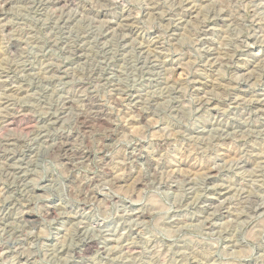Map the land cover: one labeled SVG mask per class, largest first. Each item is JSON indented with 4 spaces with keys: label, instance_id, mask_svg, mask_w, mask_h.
Listing matches in <instances>:
<instances>
[{
    "label": "rangeland",
    "instance_id": "rangeland-1",
    "mask_svg": "<svg viewBox=\"0 0 264 264\" xmlns=\"http://www.w3.org/2000/svg\"><path fill=\"white\" fill-rule=\"evenodd\" d=\"M261 61L264 0H0V264H264Z\"/></svg>",
    "mask_w": 264,
    "mask_h": 264
},
{
    "label": "bare ground",
    "instance_id": "bare-ground-1",
    "mask_svg": "<svg viewBox=\"0 0 264 264\" xmlns=\"http://www.w3.org/2000/svg\"><path fill=\"white\" fill-rule=\"evenodd\" d=\"M60 1H62V0H58V3H60ZM120 3H122V2L120 1ZM122 5H123V4H122ZM181 5H182V4H181ZM116 6H117V5H116ZM120 6H121V5H120ZM184 6H185V4H184ZM184 6H183V7H184ZM180 7H181V6H180ZM188 7H189V6H188ZM188 7H187V8H188ZM184 8H185V7H184ZM187 8H185V9H187ZM177 10H178V9H177ZM181 10H182V9H181ZM126 11H127V10H126ZM192 11H193V7H190V9H188V15L191 14ZM121 12H122V11H121ZM178 12H179V11H178ZM178 12H177V13H178ZM186 12H187V11H186ZM186 12H185V14H186ZM127 13H128V12H127ZM120 14H121V13H120ZM179 14H180V13H179ZM125 15H126V14H125ZM176 15H177V14H176ZM181 15H182V14H181ZM227 15H228V14H227ZM128 16H129V15H128ZM128 16H127V18H128ZM179 16H180V15H179ZM221 16H222V15H221ZM223 16H224V15H223ZM183 17H184V16H183ZM125 18H126V16H125ZM125 18H122V20L125 19ZM179 19H180V17H179ZM181 19H182V18H181ZM181 19H180V20H181ZM119 20H120V19H119ZM126 20H127V19H126ZM120 22H121V21H120ZM120 22H119V23H120ZM123 22H124V21H123ZM130 22H131V21H130ZM126 23H127V22H126ZM128 23H129V21H128ZM117 24H118V23H117ZM120 24H121V26H122V23H120ZM123 24H124V23H123ZM126 25H127V24H125V26H126ZM129 25H130V23H129ZM129 25H127V26H129ZM130 27H132V26H130ZM121 28H122V27H121ZM121 28H120V29H121ZM124 28H126V27H124ZM206 28H207V27H206ZM131 29H133V28H131ZM134 29H135V28H134ZM127 30H128V29H127ZM122 31H123V30H122ZM125 31H126V30H125ZM152 43H153V42H152ZM205 43H206V42H205ZM205 43H204V44H205ZM148 45H149V44H148ZM204 46H205V45H204ZM149 47H150V46H149ZM145 49H147V48H145ZM75 50H76V49H75ZM140 50H141V49H140ZM146 51H147V50H146ZM148 51H150V50H148ZM148 51H147V52H148ZM75 52H76V51H75ZM142 52H144L143 49H142ZM219 52H220V51H219ZM79 53H80V52H79ZM148 53H149V52H148ZM146 54H147V53H146ZM210 54H211V53H210ZM224 54H225V53H224ZM207 55H208V54H207ZM221 55H222V52H221ZM216 56H217V55H216ZM224 57H225V56H224ZM152 58H153V57H152ZM221 58H222V57H221ZM257 60H258V59H257ZM261 62L264 63L263 61H261ZM262 63H261V64H262ZM263 65H264V64H263ZM260 66H261V65H260ZM262 68H263V66H262ZM262 68H261V69H262ZM263 71H264V68H263ZM253 76H254V75H253ZM249 77H250V76H249ZM245 78H246V77H245ZM253 80H254V79H253ZM195 82H197V81H195ZM196 85H197V84H196ZM118 90H119V89H118ZM87 97H88V96H87ZM206 98H207V96H206ZM91 99H92V97H91ZM201 99H202V98H201ZM233 99H234V98H233ZM65 100H66V99H65ZM87 101H88V100H87ZM95 101H96V100H95ZM98 101H99V100H98ZM134 101H135V100H134ZM206 101H207V100H206ZM3 102H4V101H3ZM5 102H6V101H5ZM71 102H72V101H71ZM88 102H89V101H88ZM90 102H91V101H90ZM93 102H94V101H93ZM140 102H141V100H140ZM235 102H236V101H235ZM7 103L9 104V102H7ZM86 103H87V102H85V104H86ZM91 103H92V102H91ZM99 103H100V102H99ZM101 103H102V102H101ZM205 103H206V102H205ZM5 104H6V103H5ZM87 104H88V103H87ZM94 104H95V103H94ZM69 105H70V104H69ZM204 105H205V104H204ZM8 106H9V105H8ZM65 106H66V105H65ZM90 106H91V104H90ZM101 106H102V105H101ZM101 106L99 107L98 104H97L96 107H97V108H98V107L101 108ZM13 107H14V106H13ZM87 107H88V106H87ZM96 107H94V108H96ZM14 109H15V108H14ZM213 109H214V108H213ZM6 110H7V109H6ZM91 110H92V109H91ZM102 110H103V108H102ZM15 111H17V110H15ZM96 111H97V110H96ZM11 112H12V111H11ZM20 112H23V111H20ZM92 112H93V111H92ZM92 112H91V113H92ZM98 112H99V111H98ZM5 113H6V112H5ZM5 113H4V114H5ZM17 113H18V112H17ZM93 113H94V112H93ZM107 113H108V112H107ZM2 114H3V113H2ZM8 114H9V112H8ZM12 114H16V113H13V112H12ZM21 114H23V113H21ZM99 114H100V113H99ZM104 114H105V113H104ZM6 115H7V114H6ZM7 116H8V115H7ZM16 116H17V115H16ZM83 116H84V115H83ZM3 117H4V116H3ZM79 117H80V116H79ZM103 117H105V115H104ZM4 118H5V117H4ZM4 118H3V119H4ZM6 118H7V117H6ZM6 118H5V119H6ZM56 118H57V117H56ZM98 118H99L100 120H101V119L104 120V118H101L100 115L98 116ZM98 118H97V119H98ZM3 119H2V120H3ZM5 119H4V121H5ZM105 119H106V118H105ZM47 120H48V119H47ZM80 120H81V119H80ZM100 120H99V121H100ZM0 121H1V119H0ZM6 121L9 122L10 125L15 124V118H14V117H8V118L6 119ZM2 122H3V121H2ZM81 122H82V120H81ZM103 122H104V121H103ZM103 122H102V123H103ZM83 123H84V124L87 123L86 119H83ZM5 124L7 125L6 122H5ZM5 124H4V125H5ZM108 124H109V123H108ZM1 125H3V124L1 123ZM4 125H3L2 127H4ZM13 126H14V125H13ZM0 127H1V126H0ZM36 132H37V131H36ZM41 133H42V132H41ZM41 135H42V134H41ZM67 135H69V134H67ZM47 137H48V136H47ZM60 137H61V136H60ZM63 137H64V136H63ZM68 138H69V136H68ZM71 138H72V137H71ZM7 140H8V139H7ZM10 140H11V139H10ZM50 140H51V139H50ZM54 140H55V139H54ZM55 141H56V140H55ZM57 141H58V140H57ZM71 141H72V140H71ZM71 141H70V139H67V140L64 139V140H63L62 142H60L59 144H57L58 142L56 143V144H57V147H56L57 149H56V150H57L58 154H61L62 156H64V158H67V159L70 158V156H72V155L75 156V153L72 151V147H71L72 142H71ZM5 142H6V141H5ZM52 142H53V140H52ZM6 143L9 144V142H6ZM12 143H14V142H12ZM3 145H4V144H3ZM54 145H55V144H54ZM5 146H6V145H5ZM55 146H56V145H55ZM0 148H1V147H0ZM4 149H6V148H4ZM7 149H8V148H7ZM2 150H3V149H2ZM53 150H54V149H53ZM6 151H7V150H5V152H6ZM54 152H55V151H53V153H54ZM57 152H56V153H57ZM11 154H12V153H11ZM54 154H55V153H54ZM13 155H14V153H13ZM13 155H12V156H13ZM79 155H80V154H79ZM82 155H83V154H82ZM8 156H9V155H8ZM10 156H11V155H10ZM62 156L59 155L58 157H62ZM76 157H77V156H76ZM6 158H7V156H6ZM8 158H9V157H8ZM13 158H14V157H13ZM62 158H63V157H62ZM83 158H84V157H83ZM1 159H2V157H1ZM70 159H71V158H70ZM4 162H6V161H4ZM6 163H7V162H6ZM13 163H14V162H13ZM13 163H12V164H13ZM8 169H9V168H8ZM205 169H206V168H205ZM209 169H210V168H209ZM207 175H208V177H209V176L211 177V176L213 175V170H208ZM205 176H206V175H205ZM213 176H214V175H213ZM191 183H192V182H191ZM88 186H89V185H88ZM87 188H88V187H87ZM245 199H246V197H245ZM250 199H251V198H250ZM254 200H255V199H254ZM206 201H207V200H206ZM245 202H246V201H245ZM255 202H256V200H255ZM208 204H209V203H208ZM210 204H211V203H210ZM207 206H208V205H207ZM207 206H206V207H207ZM222 206H223V205H222ZM229 207H230V206H229ZM229 207H228V209H229ZM233 207H234V206H233ZM48 209H49V208H48ZM262 209H263V208H262ZM206 210H207V209H206ZM229 210H230V209H229ZM229 210H228V212H229ZM52 211H53V210H52ZM46 213H47V212H46ZM49 213H51V211H49ZM54 213H55V212H54ZM229 213H230V212H229ZM212 215H213V214H212ZM94 241H95V240H94ZM85 242H86V241H85ZM95 242H96V241H95ZM92 245H96V244H94V242H92V241L87 242V243L85 244V249H86V250L91 249V246H92ZM0 248H1V247H0ZM76 250H77V249H76ZM79 251H80V250H79ZM19 258H20V257H19ZM18 261H19V260H18ZM13 262H14V261H13ZM19 263H20V261H19ZM22 263H23V261H22ZM17 264H18V263H17Z\"/></svg>",
    "mask_w": 264,
    "mask_h": 264
}]
</instances>
